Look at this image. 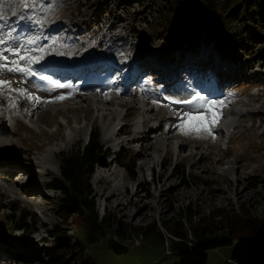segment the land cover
Masks as SVG:
<instances>
[{"label": "rangeland", "instance_id": "1", "mask_svg": "<svg viewBox=\"0 0 264 264\" xmlns=\"http://www.w3.org/2000/svg\"><path fill=\"white\" fill-rule=\"evenodd\" d=\"M211 1L212 12L197 4L191 9L192 16L186 18L189 29L196 32L202 29L201 34L195 33L189 38L180 34V40L175 41L170 29L163 33L162 27L153 20L161 0H62V3L51 0L53 10L48 12L46 25H55L56 20L60 23L57 29L47 33L60 38L58 46L65 52L52 58L77 62L105 57V60L114 58L116 63L130 64L151 53L171 60L177 58L183 47L195 51L201 45H212L208 48L236 70L227 75L221 86L216 82L205 84L199 94L230 103L222 108L214 139L206 135L198 138L195 133L184 136L175 126L176 112L182 106L171 101L187 98L199 90L194 79L186 74L176 84L164 85L152 71H143L135 84H125L120 79L121 72L117 73L112 65L111 73V70L102 72L103 67L70 77L45 73L57 83L64 84V80L68 83L64 84L65 88H57L51 82L41 81L36 95L50 98L52 94L66 91L74 95L69 102L38 107L32 117L22 118L23 122L12 125L2 118L14 134L0 139V264H22L19 261L51 264L45 253L56 245L49 230H56L57 226L71 243L84 232L85 219L77 216L72 208H65L62 193L45 184L59 177L64 160L77 155L84 147L91 128L96 129L98 144L104 152L103 167L94 165L86 180L97 225L90 231L91 244L85 245L82 252L85 259L91 257L92 264H175L176 258L169 252V239L176 238L166 231L164 222L187 204H191L192 212L200 214L194 223L205 219L213 225L214 215L231 219L237 213L242 216L240 221L264 225V61L261 60L264 40L252 42L244 35L239 21L227 26L228 33H234L232 38L238 48L219 46L215 25L223 20L225 9L238 3L240 11L241 3L246 0ZM8 10L6 3V16ZM253 29L256 32L253 35L264 33L259 27ZM122 90L135 94V90L146 92L141 97L125 98L134 106L131 110L114 106L113 93L117 95ZM152 99L168 106L157 107L150 102ZM119 100L123 102L122 98ZM21 108L24 112L31 109ZM109 109L118 113V120L110 119ZM233 111L242 117L233 115V120L238 118L240 125L232 124L235 129L231 128V132L235 134L226 146L224 133L221 135L218 128L221 120ZM1 116L0 111V123ZM144 118L151 119L149 125L153 128L146 133L150 140L141 146L126 144L132 138V131L137 129L135 124ZM161 119L166 122L154 127ZM64 121L67 127H59ZM119 122L126 124V134L119 138L111 136L108 142L107 136L115 132ZM65 133L80 139L67 146L63 141ZM169 143L174 145L169 147ZM139 153L145 156L140 158ZM201 157L208 159L201 161ZM176 165L183 167L189 177L184 186L171 171ZM129 168L133 170V177ZM230 221L231 229L241 224ZM184 225L189 227L188 223ZM147 226L156 229L162 241L151 240L140 232L139 228ZM193 228L201 229L198 225ZM152 234L157 235L155 231ZM187 237L192 238L190 233ZM63 255L67 264H80L71 247ZM229 255V247L210 249L206 251L205 264H226Z\"/></svg>", "mask_w": 264, "mask_h": 264}, {"label": "trees", "instance_id": "2", "mask_svg": "<svg viewBox=\"0 0 264 264\" xmlns=\"http://www.w3.org/2000/svg\"><path fill=\"white\" fill-rule=\"evenodd\" d=\"M161 4L153 20L157 21V26L162 27L163 33L166 29H170V36H175V41L180 40V34L184 38H189L195 33L201 34V27H197L201 30L196 32V29H189L188 23H186V18L193 14L191 9L194 6L201 4L207 11H213L211 0H161ZM262 6H264L262 0H252L251 2L246 0L241 3L240 11L238 10V3L231 9H225L223 20L215 25V28H217L215 29L217 44L238 48L235 44V38H232L234 33L229 34L227 26L239 21H241L240 25L243 28L244 35H247L252 42L264 40V33L253 35L256 33L254 27L264 30V9ZM146 23L148 22L146 21ZM208 32L206 31V34H209ZM240 42H243V40L241 39ZM261 60L264 61V57ZM103 156L104 152L101 151L98 144L96 129L91 128L84 147L77 155L64 160L59 177L52 178L47 183L48 188L62 193L63 198L61 201L64 202L65 208H72L77 216L85 219L84 232L87 231L85 235L82 232L76 236L75 243H71L65 236L64 231L60 233L57 226L56 230H49L48 234L56 245L45 253L49 256L51 264H67L63 252L69 247L76 254L80 264H92V261H89L91 257L85 259L82 252L85 245L91 244L90 231L97 225L93 202L90 199V188L86 180L94 165L99 164L102 166ZM128 171L130 176L133 177V170L129 168ZM171 171L174 172L176 179L183 186L189 180L183 167L176 165L172 167ZM191 208V204H187L184 209L176 214L174 213L170 219L164 222L166 231L176 238V240L169 239V252L175 256V264H205L206 251L218 247H229L230 257L227 259L234 261L235 264H264V225L261 226L255 222L245 220L240 221L242 216L237 213L231 219L223 218L221 214L214 215L213 225H210L211 222H205V219H200L199 222L194 223L195 217H199L200 214L195 211L192 212ZM230 220H235L233 223L241 222V224L231 229L230 224L232 221ZM184 223H188L189 227L185 228ZM197 225L201 228L200 231L193 228ZM139 229L142 234L151 238V240L161 239V235L156 229H150L148 226ZM153 230L157 235L152 234ZM189 233L191 239L187 237ZM114 250L116 251V249ZM19 262L28 264L25 261ZM226 264L228 263L226 262Z\"/></svg>", "mask_w": 264, "mask_h": 264}, {"label": "snow or ice", "instance_id": "3", "mask_svg": "<svg viewBox=\"0 0 264 264\" xmlns=\"http://www.w3.org/2000/svg\"><path fill=\"white\" fill-rule=\"evenodd\" d=\"M5 3L9 5L11 15L16 18L11 23L4 14ZM51 10V0L47 4L44 0H0V106L6 96L9 109L30 107L36 110L40 106L62 102L74 95L72 91L50 98L35 94L41 88V81L51 82L57 88H65L64 84L57 83L52 80L51 75L45 74L53 72L50 71V66L54 64L47 57L65 55L58 46L61 44L60 38L45 31L48 12ZM105 96L107 97L106 93ZM150 102L157 107L168 106L155 99ZM228 103V100L209 99L199 93L174 99L171 104L182 106L176 112L178 123L175 126L181 135L195 133L198 138L206 135L214 139V128L219 122L222 108Z\"/></svg>", "mask_w": 264, "mask_h": 264}, {"label": "bare ground", "instance_id": "4", "mask_svg": "<svg viewBox=\"0 0 264 264\" xmlns=\"http://www.w3.org/2000/svg\"><path fill=\"white\" fill-rule=\"evenodd\" d=\"M5 7H6V3H5ZM5 7H4V10H5ZM8 11H9V13H8ZM8 11L6 13L9 14L7 17L9 19V22L11 23L16 18L11 15L10 10H8ZM59 21L56 20L55 25L53 23L50 24V26L46 25L45 31L46 32H53L55 29H57L56 27L59 25V23H60ZM41 42L43 43V41H41ZM209 46L212 47V45H207V46L201 45L200 49H198V47H197V49L195 51L185 50V47H183L180 50L177 58L171 59V60H166V59L161 58V54L151 53V55H149V56L143 55V57L139 58L137 62H135V63L131 62L130 64L123 63V62L116 63L117 61H115L114 58H109V59L105 60L104 59L105 57H97L94 60L81 59L80 61H77V62H74V61L66 62L60 58L55 59V58H52L51 56L47 57V59L49 61L54 62V64H52L50 66V70L53 71V73H55L56 75H66L69 77L70 76H79L82 73H85L87 71H93V72L98 71V70L102 69V67H103L102 72H109V70H111L110 71V73H111L112 71H114V69L117 70V71L115 70L117 73L121 72L120 79L122 81H124L125 84H135L137 79H138V76L143 71H152L153 73H155L157 75L159 80L164 83V85H174L178 81H181L180 76H183L184 74H186L189 77L194 79V83L197 87H201L203 84H210L211 85V82H214V83L216 82L219 84V86H221L223 84L224 80L228 78L227 75L229 73H232L236 69H234L233 66L225 58H223L221 55L212 52L208 48ZM61 49H63V48H61ZM110 65H112L114 67V69H112ZM218 69L220 72L218 71ZM103 78H105V75ZM117 85L119 86L120 84L118 83ZM113 90H116L115 87H113L112 91ZM135 91L137 94L132 93L130 91L126 92L124 90H122V92H120L119 95L118 94L115 95V93H113V97H114L113 101H115V103H116V104H114V106L115 107L116 106L127 107L131 110L135 109L131 103H129L128 101L125 100V98H128L130 96L135 97V96L139 95V97H141L144 93L143 90L142 91L135 90ZM51 96H54V94H52ZM119 98H122L123 102L120 101ZM67 100H70V99H66V100H64V102H69ZM71 101H73V100H71ZM6 102H8V101H6ZM61 103H63V101ZM4 104L5 103H3L4 109H5ZM70 104H71V102H70ZM108 104L109 103H107V105ZM104 110H106V109H104ZM109 110H111L110 112L108 111V113H110V115H111L110 119H113V118L116 119L117 118L116 120H118V118H119L118 113H116L115 110H113V109H109ZM0 111L3 113V111H4L3 107L0 109ZM6 111L8 112V115L11 118V120L14 121L15 123H17V122H19L17 120V118H21V119L23 118L24 119V118H28V116L32 117L33 113H34L33 111H35V110L30 109L29 111L24 112V111H22V108L21 109L20 108L9 109V107L7 105ZM13 113H15V114H13ZM240 117H242V115ZM115 119H113V120L115 121ZM150 120L151 119H149V118H144L142 121V126L144 127L143 131L142 130H140V131L133 130L132 131V138L125 141V143L128 145L139 144V146H141V144L144 141L147 142L148 140H150L148 138V135L146 134L151 129V127L149 125ZM1 121H2V123H0V139L4 140L5 138L10 137L11 134L13 135L14 132H11L8 130L6 125L3 123L2 116H1ZM164 122H166V121L161 119L159 127ZM67 124H68L67 121L66 122L64 121V124L60 123L59 127H63V126L67 127ZM124 126L125 125H122L119 128L115 129V132H113L112 135H108L107 141L109 142L111 136L114 138H119L121 134L125 135L126 133H124V131H125ZM225 128H227V127H225ZM218 131L222 135V130L220 128H218ZM168 133L169 132H165L164 134L168 135ZM64 136H65V138L63 139V141H66L65 143L67 146H69L71 142H76L80 139V137L76 138L75 135L68 136L66 133L64 134ZM168 136H170V135H168ZM173 145H174L173 143H169V147H172ZM108 147L111 149H114V147L111 144H109ZM143 155H144L143 153L138 154V156L140 158H143L145 156V155L144 156ZM205 159H208V158L201 157V161H203ZM142 165H145V164L142 163ZM36 167H38V166L36 165ZM111 196H112V194H110L107 198L110 199ZM145 206H148V204H145Z\"/></svg>", "mask_w": 264, "mask_h": 264}, {"label": "built area", "instance_id": "5", "mask_svg": "<svg viewBox=\"0 0 264 264\" xmlns=\"http://www.w3.org/2000/svg\"><path fill=\"white\" fill-rule=\"evenodd\" d=\"M228 264H235L234 261L230 260V259H227L226 261Z\"/></svg>", "mask_w": 264, "mask_h": 264}, {"label": "clouds", "instance_id": "6", "mask_svg": "<svg viewBox=\"0 0 264 264\" xmlns=\"http://www.w3.org/2000/svg\"><path fill=\"white\" fill-rule=\"evenodd\" d=\"M57 2L62 3V0H57Z\"/></svg>", "mask_w": 264, "mask_h": 264}]
</instances>
